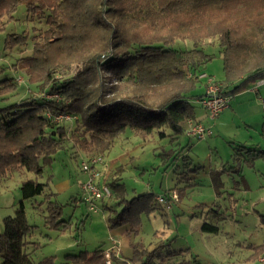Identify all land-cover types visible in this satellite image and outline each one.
Masks as SVG:
<instances>
[{
  "label": "trees",
  "instance_id": "obj_1",
  "mask_svg": "<svg viewBox=\"0 0 264 264\" xmlns=\"http://www.w3.org/2000/svg\"><path fill=\"white\" fill-rule=\"evenodd\" d=\"M22 1L30 19L36 16L46 27L36 40L35 34L13 33L5 45L29 44V38L33 39L29 54L13 65L25 71L28 91L43 90L54 97L30 95L0 108V176L19 168L36 176L22 182L20 204L14 215L4 218L0 264H56L52 256L33 260L39 242L31 239L36 225L28 222L24 203L43 196L48 226L60 231L70 228L71 220L63 218V205L52 199L56 192L38 178L45 165L70 140L86 153L104 157L127 127L157 131L174 144L185 132V122L195 119V104L185 92L200 80L213 57L205 50L208 39L217 38L221 47L226 76L218 82L225 84V94L233 97L262 80L264 0H0V19L10 17ZM179 39L189 40L191 46L174 47ZM102 72L111 73L118 83L103 84ZM0 83V94L4 95L18 85L10 78ZM121 85L135 91L108 96L118 94ZM155 91L164 94L158 102L149 99ZM51 115H72L73 119L66 123V119L55 121ZM179 150L166 153V166L175 164ZM261 156L264 150L245 144L234 154L236 160L246 163ZM187 160L184 156L172 188L178 191L179 199L186 187L198 184L194 173L198 166L190 167ZM121 170L117 168L107 181L111 199L121 207L111 209L114 212L108 223L111 229L124 226L134 235L141 229L142 215L157 209L159 200L153 191L127 198ZM215 175L218 186L222 182ZM171 199L169 193L167 202ZM101 201L107 208L104 198ZM261 216L264 221V214ZM202 229L217 232L219 226L204 221ZM249 247L252 256L264 254V239ZM154 251L145 260L137 253L140 264H170L152 262ZM105 253L102 245L93 251L67 253L61 264H106ZM110 254L116 257L115 250ZM171 264L200 263L194 258Z\"/></svg>",
  "mask_w": 264,
  "mask_h": 264
},
{
  "label": "rangeland",
  "instance_id": "obj_2",
  "mask_svg": "<svg viewBox=\"0 0 264 264\" xmlns=\"http://www.w3.org/2000/svg\"><path fill=\"white\" fill-rule=\"evenodd\" d=\"M25 3L20 2L10 17L0 19V81L10 78L18 82L14 92L0 94V108L30 95L54 97L43 90L36 93L28 91L29 82L25 71L13 65L18 58L29 54L31 42L40 38L46 27L43 20L36 16L30 19ZM22 32L30 36L35 34V38H29V44L6 47V39L11 34ZM173 46L190 47L191 42L179 39ZM205 50L213 54L204 69L208 77L201 73L200 80L185 92L195 104V119L185 122V132L179 135L178 140L172 144L170 137L162 138L157 131L139 132L127 127L116 137L109 153L102 156L103 161L91 169L98 172L99 176L94 181L101 185L108 184V179L121 167L120 175L126 185L127 198L153 191L156 195L165 196L166 202L158 201L157 209L142 215L141 229L134 235H129L124 226L111 229L108 223L109 216L114 212L111 209L119 210L120 205L114 199L106 198L105 201L112 208H103L102 201L98 199L95 201L98 211H93L84 201L87 192L83 187L89 181L91 171L83 170L82 164L92 156L101 155L86 153L72 140L67 141L53 155L51 162L45 165L42 176L38 178L48 182L49 188L56 192L52 199L63 205V218L70 219L72 224L65 231L50 228L46 221L47 201H42L43 196L26 199L24 203L28 222L36 225L31 239L39 242L32 255L34 261L52 256L56 264H61L66 260L67 253L93 251L100 245L104 250H110L115 237H119L120 241L114 246L116 257L111 258L112 264H140L136 254L140 252V257L145 260L153 250L156 252L150 260L154 263L171 264L194 258L200 264H235L248 260L246 257L253 251L250 244H260L264 237L261 216L264 214V157L246 163L236 160L234 154L240 144L264 150V84L259 87L255 83L238 91L233 97L224 93L225 88L214 92L217 84L221 83L218 81L224 80L226 76L217 38L206 40ZM209 78L214 82L208 83ZM100 79L106 86L118 83L116 77L107 72H102ZM211 84L214 88L209 86ZM119 89L118 94L108 96L135 91L132 86L121 85ZM207 90L230 99L232 97L231 104L212 116L201 105V98H198L205 95ZM157 93L155 91L149 99L158 102L164 94ZM51 116L55 121L66 119V123H71L73 119L72 115H61L60 119L59 116ZM199 121L208 126L211 133L203 138L188 135L186 130L192 123ZM179 147L181 152L175 164L166 166V153ZM184 156H187L190 167L198 166L197 171H194L198 184L186 187L180 199L167 202V196L172 193L182 169ZM214 174L220 177L222 184H215ZM30 178L36 176L26 168L14 169L4 177L0 176V232L5 228L4 218L14 215L20 204L22 182ZM64 179L70 180V187L65 191L58 190L56 183ZM204 221L218 224V231H204ZM242 258H246L245 261ZM244 264L262 263L253 258Z\"/></svg>",
  "mask_w": 264,
  "mask_h": 264
},
{
  "label": "built area",
  "instance_id": "obj_3",
  "mask_svg": "<svg viewBox=\"0 0 264 264\" xmlns=\"http://www.w3.org/2000/svg\"><path fill=\"white\" fill-rule=\"evenodd\" d=\"M204 77H208L207 74L204 72L202 74ZM214 80L212 78H209L208 83H213ZM260 83V82H259ZM258 85V84H257ZM209 86H212L209 85ZM225 84L218 83L217 86L214 88V92L217 91L219 88L224 89ZM201 105L205 106L209 113L212 116H215L219 114L225 107L229 105L230 98L227 96H220L218 94H214L210 92V90H207L206 94L200 99ZM62 116H59L58 119H60ZM188 135L198 136V137H205L207 134L211 133V129L206 126L202 122H195L191 124V127L186 130ZM103 161L102 156H92L89 158L88 162H83L82 169L85 171H91L90 179L87 183L84 184V189L86 190V195L84 196V201L89 204V208L93 211H98L95 205V201L98 199H103L106 197H110L112 195L111 189L108 184L102 183H95V179L99 176L98 172L92 171L91 169L94 168V165L101 163ZM176 197V195H175ZM178 197V196H177ZM176 197V198H177ZM157 199L160 202H166V199L162 195H158ZM117 241L114 240V245H116ZM106 264H112L111 261V254L110 250L106 251Z\"/></svg>",
  "mask_w": 264,
  "mask_h": 264
},
{
  "label": "crops",
  "instance_id": "obj_4",
  "mask_svg": "<svg viewBox=\"0 0 264 264\" xmlns=\"http://www.w3.org/2000/svg\"><path fill=\"white\" fill-rule=\"evenodd\" d=\"M260 81V80H259ZM259 81H257L256 83L259 85V87H261L262 86V84H264V79H262L261 81H260V83H259ZM257 86V85H256ZM256 93L258 94V88H256ZM231 102H232V97H231V99H230V102H229V104H231ZM56 186H57V189L58 190H62V191H65V190H67L69 187H70V180L69 179H64V180H62V181H60V182H58V183H56ZM76 198V197H75ZM74 198V199H75ZM106 198H109V199H111V196L110 197H106ZM106 198H104V203L106 204V206H107V208L109 207V205H108V203L105 201V199ZM173 199V198H172ZM263 239H264V237H263ZM112 240H116L117 241V243L120 241V238L119 237H115V238H113ZM263 241V240H262ZM113 243H114V241H113ZM114 246L115 245H113V246H111V247H113V248H111L110 250H113L114 249ZM106 251H108V250H106ZM116 252V251H115ZM252 254H253V251H252V253H251V255L250 256H248V257H246V258H248V260L247 261H245V259L246 258H242V261H245V262H250L253 258H256L257 260H259L262 264H264V254H261V255H257V256H252ZM244 262V263H245ZM244 263H235V264H244Z\"/></svg>",
  "mask_w": 264,
  "mask_h": 264
},
{
  "label": "bare ground",
  "instance_id": "obj_5",
  "mask_svg": "<svg viewBox=\"0 0 264 264\" xmlns=\"http://www.w3.org/2000/svg\"><path fill=\"white\" fill-rule=\"evenodd\" d=\"M175 195H176V197H177V191L173 190V191H172V198H173V199L176 198Z\"/></svg>",
  "mask_w": 264,
  "mask_h": 264
}]
</instances>
